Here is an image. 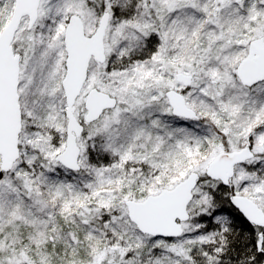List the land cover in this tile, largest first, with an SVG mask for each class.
<instances>
[{"label":"snow or ice","instance_id":"1","mask_svg":"<svg viewBox=\"0 0 264 264\" xmlns=\"http://www.w3.org/2000/svg\"><path fill=\"white\" fill-rule=\"evenodd\" d=\"M0 264H264V0H0Z\"/></svg>","mask_w":264,"mask_h":264}]
</instances>
